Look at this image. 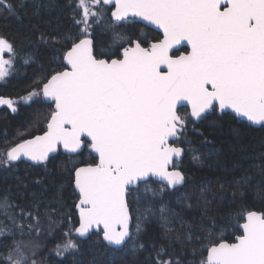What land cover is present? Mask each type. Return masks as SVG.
<instances>
[{
	"label": "snow or ice",
	"instance_id": "obj_1",
	"mask_svg": "<svg viewBox=\"0 0 264 264\" xmlns=\"http://www.w3.org/2000/svg\"><path fill=\"white\" fill-rule=\"evenodd\" d=\"M17 7L23 3L0 0V13L15 15ZM68 7L75 31L51 37L53 45L61 44L55 59L64 70L50 73L39 91L20 101L0 96V106L13 113L19 102L41 96L54 105L47 130L0 159V168L14 169L24 158L47 173L60 149L67 153L60 170L77 194L79 222L50 254L61 262L96 264L103 244L137 264L146 248L140 238L155 221L160 241L152 242L145 264H184L186 247L193 255L201 250L199 264H264V213L242 208L223 217L217 229L212 205L223 199L225 185L217 178L215 188L205 180L188 189L190 177L178 164L186 151L194 164H203L189 132L202 137L197 124L216 123L229 110L241 122L264 127V0H68ZM140 22L154 25L162 38L137 34ZM178 46L190 50L175 55ZM16 56L13 42L0 36V81L12 74ZM32 60L28 55L23 63ZM189 105L190 112L181 114ZM84 148L96 154L92 163L78 159ZM152 178L160 181L157 187ZM249 180L245 174L230 182L233 198L237 192L244 198ZM17 182L24 184L20 177ZM166 193L175 196V207L157 204ZM32 196L27 210L0 194V241L11 240L0 264H47L37 259L44 247L38 238L52 236L61 221L46 211L45 223L41 201ZM190 210H199V218L187 219ZM229 227L240 231L232 243L223 238ZM33 233L34 239H23Z\"/></svg>",
	"mask_w": 264,
	"mask_h": 264
},
{
	"label": "trees",
	"instance_id": "obj_2",
	"mask_svg": "<svg viewBox=\"0 0 264 264\" xmlns=\"http://www.w3.org/2000/svg\"><path fill=\"white\" fill-rule=\"evenodd\" d=\"M21 2L23 7H17V14L0 13V36L13 42L17 53L12 74L4 81H0V96L17 101L32 91H39L50 73L65 68L62 60L55 59L59 56L57 49H61V44L53 45L51 37L59 38L66 31H75L68 0H51L52 6H48L49 0H11V3L17 6ZM38 5L40 7L37 10ZM107 7L112 10V7ZM107 15L110 16V11ZM141 31L149 41L155 37L161 38L159 33L139 23L137 34ZM41 34L47 39L41 40ZM102 38L107 40V36ZM174 54L177 55V52ZM28 55H31L33 60L24 64L23 60ZM5 57H8V54H5ZM17 108L18 111L13 113L6 106H0V159L6 158V152L18 143L44 131L53 105L47 104L41 96L34 98L33 102H19ZM180 112L183 114L187 109L181 108ZM210 119L217 120L216 117ZM197 127L203 132V136L189 132L192 138L190 147L201 155L203 164H194L188 151L184 153L182 161L178 164L180 170L185 171L190 177L186 186L188 189L199 186L205 180L211 181L215 188L218 186L217 178L219 183L225 185L223 199L218 197L212 205L217 219V229L223 217L228 214L235 215L242 208L245 214L247 211L264 213V195L258 194L264 192V175H261V169H264V127H252L234 118L230 113L218 119L216 123L204 122L197 124ZM178 145L189 147L184 143ZM82 152L78 159L84 163H92L93 156L86 148ZM66 158L67 155L58 153L57 159L49 165L50 171L47 173L42 167L32 166L23 160L16 162L14 169L0 168V194L7 193L17 204L31 210L32 194L36 193L41 201L39 211L45 223H47L46 211L53 219L61 221L60 227L52 236L44 233L38 238L44 247L38 253L37 259H46L47 264H71L69 259L61 262L60 258L50 254V249L55 243L64 239L63 233L77 226L74 209L77 195L68 174L60 170V162ZM245 174L250 180L243 189L244 198H240L239 192L233 198L230 182ZM17 177L23 178L27 187L24 184L18 185ZM36 179L42 180L43 183H34ZM158 184L155 182L151 186L157 187ZM61 185L63 187H60ZM180 190L185 191V188ZM160 202L175 207V196L166 193L157 204ZM131 207L134 210L136 205L132 204ZM199 215V210H190L186 218L198 219ZM239 222L242 223L243 220ZM197 231L199 232L200 229L198 228ZM233 233L239 235L240 231L229 227L224 232L223 238L227 242H232L235 238ZM160 235L161 230L155 221L147 226L146 232L140 238L146 248L140 253L137 264H145V257L151 251L152 242L159 243ZM34 238V233L32 236L26 234L23 237L25 241ZM10 244V239L0 241V253L6 254L5 245ZM99 251L96 264H128L130 259L122 251H105L103 244L99 245ZM176 254L181 255L179 245L176 246ZM203 256L206 257V249L203 250ZM201 258L199 248L195 255L192 247L183 250L184 264H193V262L199 264Z\"/></svg>",
	"mask_w": 264,
	"mask_h": 264
},
{
	"label": "water",
	"instance_id": "obj_3",
	"mask_svg": "<svg viewBox=\"0 0 264 264\" xmlns=\"http://www.w3.org/2000/svg\"><path fill=\"white\" fill-rule=\"evenodd\" d=\"M110 7H112V10H114V7L113 6H111L110 5ZM143 26H145V27H147V28H150V29H152V30H154L155 32H157V33H159L160 35H161V38H162V32L160 31V30H158V29H156L155 28V26L154 25H147V22H140ZM147 25V26H146ZM179 47V51L181 50V49H185L186 51H189L190 50V48H185V47H183V46H178ZM174 52H177L176 50H173ZM185 51V52H186ZM185 52H180L179 54H183V53H185ZM178 54V55H179ZM63 64H64V66H66L65 65V63L63 62ZM64 70V69H63ZM43 98V97H42ZM44 100V99H43ZM46 102V101H45ZM47 104H52L51 102H46ZM185 104H186V102H184ZM53 108H54V105H53ZM187 110H188V112H190V110H191V108H190V105L189 106H187V107H185ZM229 113H230V110H229ZM238 119V118H237ZM243 122H245V123H247L248 125H250L249 124V122H247V121H243ZM252 127H255V128H258V127H261V126H252ZM47 130V123H46V125H45V130L43 131V132H41V133H39V134H36V135H34V136H32V137H29V138H27V139H25V140H29V139H33V138H35V136H37V135H42L45 131ZM24 140V141H25ZM23 142V141H22ZM22 142H20V143H22ZM19 144V143H18ZM87 149V148H86ZM84 150V149H83ZM82 150V151H83ZM87 151L89 152V153H91L90 152V149H87ZM60 152L62 153V154H64V155H67V153H64V151H63V149L61 148L60 149ZM91 155L93 156V157H95V153H91ZM182 158H183V156H182ZM182 158L180 159V161L178 162V163H180L181 161H182ZM21 160H23V161H25V162H27V163H30V164H32V162L31 161H27L26 159H24V158H22ZM169 170H172V166H170L169 167ZM154 181H156L157 183H160V181L158 180V178H152ZM77 195V194H76ZM74 209H75V207H74ZM76 210V209H75ZM77 211V210H76ZM256 212H258V211H256ZM258 213H261V212H258ZM78 222H79V216H78V212H77V226L76 227H78ZM244 222V221H243ZM242 222V223H243ZM130 227H131V224H130ZM232 242H235V238H234V240L232 241ZM232 242H229V243H232ZM206 255H207V252H206Z\"/></svg>",
	"mask_w": 264,
	"mask_h": 264
},
{
	"label": "flooded vegetation",
	"instance_id": "obj_4",
	"mask_svg": "<svg viewBox=\"0 0 264 264\" xmlns=\"http://www.w3.org/2000/svg\"><path fill=\"white\" fill-rule=\"evenodd\" d=\"M185 50V49H184ZM186 51V50H185ZM183 51V49H181L180 51L177 52V55L180 53V52H185ZM231 114V113H230ZM233 115V114H232ZM237 119V118H236ZM177 146H180V145H177ZM181 147V146H180Z\"/></svg>",
	"mask_w": 264,
	"mask_h": 264
},
{
	"label": "rangeland",
	"instance_id": "obj_5",
	"mask_svg": "<svg viewBox=\"0 0 264 264\" xmlns=\"http://www.w3.org/2000/svg\"><path fill=\"white\" fill-rule=\"evenodd\" d=\"M5 54H7V53H5ZM6 59L8 58V57H5ZM16 100V99H15ZM17 101V100H16Z\"/></svg>",
	"mask_w": 264,
	"mask_h": 264
}]
</instances>
